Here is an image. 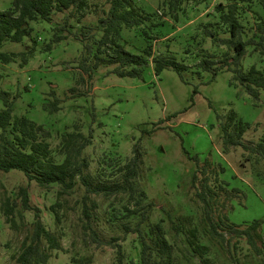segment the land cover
Instances as JSON below:
<instances>
[{"label":"rangeland","instance_id":"rangeland-1","mask_svg":"<svg viewBox=\"0 0 264 264\" xmlns=\"http://www.w3.org/2000/svg\"><path fill=\"white\" fill-rule=\"evenodd\" d=\"M90 1L83 15L54 10L51 21L31 20L32 30L21 41L2 42L3 51L32 47L24 59L21 55L7 62L0 58V90H7L10 96L17 94L13 114H24L48 130L56 160L63 158L59 145L64 131L77 123L86 132L92 125V140L84 152L90 171L101 178L110 176L138 141L143 151L138 183L146 193L144 201L154 202L149 219L161 223L172 246L173 264H264V160L241 145H225L220 128L233 110L235 119L248 122L243 140H260L264 135V93L256 100L233 79L230 70L220 69L212 76L210 70H200L197 65L209 53L218 59L230 52L216 39L229 34L216 8L219 3L225 8L231 1L237 4L246 35L264 15L261 4L258 0H183L170 8L163 0H132L145 19L122 27L119 40L133 52H141L151 43L153 55H174L188 65L183 80L169 67L155 74L151 58L140 76H120L112 71L114 64L105 60L88 76L79 66L83 46L74 33L83 25L98 24L110 5L109 0ZM10 4L11 0H0V9ZM65 19L66 28L55 30ZM55 32L65 36L47 48ZM100 33L96 28L95 36ZM89 57L93 62L92 51ZM241 63L243 68L254 64L264 69V55L249 45ZM194 86L198 91L192 94ZM50 89L61 98L56 110L49 109ZM20 185L28 188L30 204L39 208L41 219L62 245L50 249L45 264H118L115 242L124 250L123 264H140L139 239L122 227L126 221L134 224L138 215L125 209V194H92L94 204H88L99 237L96 240L83 228L82 186L62 195L56 184L42 186L16 168L0 169V264H18L22 239L35 217L34 210L20 205ZM203 185L212 192L211 219L206 216L205 202L196 194ZM7 195L18 203L14 221L6 219L2 208ZM128 205L130 209L136 206ZM211 220L222 235L211 231ZM245 228H250L253 243L241 232ZM115 236L118 239L111 240Z\"/></svg>","mask_w":264,"mask_h":264},{"label":"trees","instance_id":"trees-1","mask_svg":"<svg viewBox=\"0 0 264 264\" xmlns=\"http://www.w3.org/2000/svg\"><path fill=\"white\" fill-rule=\"evenodd\" d=\"M110 5L104 17L94 26L83 25L75 32V36L81 41L83 54L79 66L90 76L97 67L99 61L105 60L114 64L112 71L120 76H140L143 68L151 61L155 74H159L163 68L174 69L181 79L185 80L184 71L188 65L176 59L174 55L152 54V45L147 43L141 52H133L126 48V45L119 40L122 27H131L144 20L133 5L132 0H109ZM170 8L177 7L183 0H163ZM264 10V0H258ZM91 4L90 0H11L9 7L0 9V45L3 41H21L24 36L29 35L32 26L31 20L51 21L54 10H69L70 14H84V9ZM219 10V17L227 25L228 36L216 37L225 44L230 52L225 51L223 55L214 59V54L209 53L202 57L197 65L199 69H206L212 72V76L220 69H228L232 72V77L240 83L246 92L254 99H259L264 93V69L250 65L248 68L242 67V57L246 53L247 47L252 45L264 55V15L259 17L255 30L246 35L244 24L238 16L237 4L229 2L225 8L220 3L216 6ZM68 18V17H66ZM68 19L62 26H56L55 30L65 29ZM96 28L101 29L99 37L95 36ZM144 33L147 31L144 30ZM212 34V31H208ZM65 36L55 32L49 43L50 48L53 42ZM94 41H90V39ZM33 42L35 40L33 39ZM32 47L26 51H3L0 50L2 61L13 60L15 56L21 55L24 59ZM92 51L93 62L88 61ZM73 90V87H70ZM198 91L197 86L193 87L192 94ZM53 95L49 100V109L59 108L61 98L55 94L53 89L49 90ZM80 95L81 93H75ZM17 94L9 95L7 90H0V98L3 106L0 108V169H19L24 175L35 180L42 186L56 184L59 194H68L78 186L83 187V201L81 214L84 216L83 228L90 237L99 240L97 231L92 224V207L88 201L92 202V194L119 195L125 194V209L129 213H137L134 224L129 221L123 222L122 227L125 232H135L140 243L139 262L140 264H173L172 246L168 241L165 231L159 221L151 222L149 217L154 207L152 200L144 201L145 191L138 183V176L143 162V151L140 143L135 141L132 146V154L123 163L118 164L110 176L101 178L89 169L90 160L84 149L91 143L93 136L92 125H89L86 132H83L77 123L72 130L64 131L61 134L59 153L63 154L62 160H56L52 153V148L47 140L48 130L43 128L41 123H36L24 114L14 115V101ZM236 118L235 111L230 110L224 121L220 124L222 130L223 143L225 145H241L249 152L263 157L264 160V135L255 143H247L242 136L248 126V122L241 118ZM191 156V154H190ZM192 157L196 159L197 155ZM203 171V167H200ZM196 172L193 173V179ZM208 191V192H207ZM205 191L203 185L197 196L205 202L206 216L209 215V199L212 192L208 188ZM20 205L25 209L34 210L32 228L22 239L20 250L16 256L18 264H45L50 257L51 248H61L58 236L48 228L39 214V208L30 204L28 188L20 185L18 188ZM128 204H136L130 209ZM15 198L7 195L3 201V211L7 220L14 221V215L19 211ZM256 222L253 223V226ZM214 221L211 220V231L214 234L222 235L218 232ZM251 227V226H250ZM240 232L239 229H235ZM249 241H252L250 228H245ZM194 236V230L191 231ZM118 239L112 237L111 240ZM116 246V256L118 264H123L124 250L119 242L112 243ZM47 248H45V246ZM201 249H206L204 245H197Z\"/></svg>","mask_w":264,"mask_h":264}]
</instances>
